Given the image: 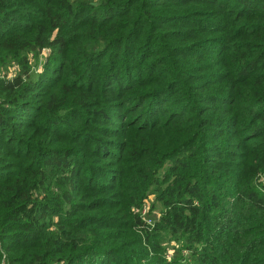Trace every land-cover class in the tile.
I'll return each mask as SVG.
<instances>
[{"label": "trees", "instance_id": "trees-1", "mask_svg": "<svg viewBox=\"0 0 264 264\" xmlns=\"http://www.w3.org/2000/svg\"><path fill=\"white\" fill-rule=\"evenodd\" d=\"M4 68L0 264H264V0H0Z\"/></svg>", "mask_w": 264, "mask_h": 264}, {"label": "rangeland", "instance_id": "rangeland-1", "mask_svg": "<svg viewBox=\"0 0 264 264\" xmlns=\"http://www.w3.org/2000/svg\"><path fill=\"white\" fill-rule=\"evenodd\" d=\"M45 50L46 49H43L42 50V53H41V56L44 54L43 52H45ZM41 64L42 63H38L37 65H35V67H36V70L37 69H41ZM4 70H5V68L2 70H0V73L1 74H3L4 73ZM10 70H12V69H9V70H7V72H6V74L9 76V75H11L12 74V71H10ZM150 199H151V201H152V196H150L149 197V201L148 200H146V202H144L145 203V205H146V216H151L152 218V220L155 218V216L157 217L158 216V214L160 213V204L159 203H156V207H153L152 209H150ZM172 243H169V244H167V246H168V249H167V251H166V255L167 256H170L171 255V252L173 251V249H172ZM187 252H188V250L187 251H184V256H187L188 254H187Z\"/></svg>", "mask_w": 264, "mask_h": 264}, {"label": "built area", "instance_id": "built-area-1", "mask_svg": "<svg viewBox=\"0 0 264 264\" xmlns=\"http://www.w3.org/2000/svg\"><path fill=\"white\" fill-rule=\"evenodd\" d=\"M260 180L264 181V172L260 175ZM135 210L139 211L141 213V215H143L144 217H146V205L145 203L139 207V208H136ZM147 222H151L152 219L151 218H147L146 220Z\"/></svg>", "mask_w": 264, "mask_h": 264}]
</instances>
